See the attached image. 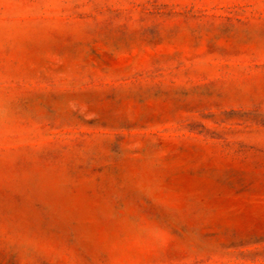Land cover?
Instances as JSON below:
<instances>
[{
  "label": "rangeland",
  "instance_id": "obj_1",
  "mask_svg": "<svg viewBox=\"0 0 264 264\" xmlns=\"http://www.w3.org/2000/svg\"><path fill=\"white\" fill-rule=\"evenodd\" d=\"M0 264H264V0H0Z\"/></svg>",
  "mask_w": 264,
  "mask_h": 264
}]
</instances>
